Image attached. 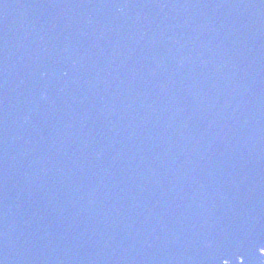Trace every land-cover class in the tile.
Wrapping results in <instances>:
<instances>
[{"label":"water","instance_id":"obj_1","mask_svg":"<svg viewBox=\"0 0 264 264\" xmlns=\"http://www.w3.org/2000/svg\"><path fill=\"white\" fill-rule=\"evenodd\" d=\"M0 264H264V0H0Z\"/></svg>","mask_w":264,"mask_h":264}]
</instances>
